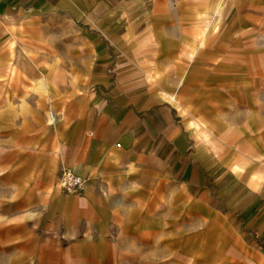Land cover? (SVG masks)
Segmentation results:
<instances>
[{"label": "crops", "instance_id": "obj_1", "mask_svg": "<svg viewBox=\"0 0 264 264\" xmlns=\"http://www.w3.org/2000/svg\"><path fill=\"white\" fill-rule=\"evenodd\" d=\"M0 264H264V0H0Z\"/></svg>", "mask_w": 264, "mask_h": 264}, {"label": "built area", "instance_id": "obj_2", "mask_svg": "<svg viewBox=\"0 0 264 264\" xmlns=\"http://www.w3.org/2000/svg\"><path fill=\"white\" fill-rule=\"evenodd\" d=\"M84 182H85V177L79 174L77 175L71 170H65L62 173L60 186L63 187L66 191L72 192L75 189L79 188V186L83 185Z\"/></svg>", "mask_w": 264, "mask_h": 264}]
</instances>
